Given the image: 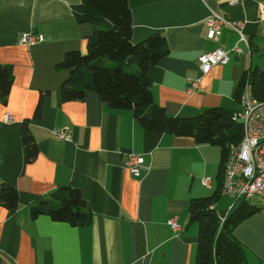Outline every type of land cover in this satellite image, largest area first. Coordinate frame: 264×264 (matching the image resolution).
I'll use <instances>...</instances> for the list:
<instances>
[{
  "label": "crops",
  "instance_id": "0c3cea01",
  "mask_svg": "<svg viewBox=\"0 0 264 264\" xmlns=\"http://www.w3.org/2000/svg\"><path fill=\"white\" fill-rule=\"evenodd\" d=\"M231 1H129L131 41L154 33L165 37L168 52L148 67L147 76L154 102L167 114L232 111L243 74L264 71V0ZM79 2L0 0V63L13 74L7 100L0 101V183L18 192L14 210L0 204V264H197L198 226L189 222L188 206L190 199L214 193L220 148L197 144L192 136L146 131L130 110L106 106L92 90L82 99H61L70 70L59 64L68 51L85 53L94 30L76 21L73 6ZM213 13L225 22L212 39L206 19ZM29 31L43 34V41L22 43L21 34ZM237 45L240 54L231 51ZM216 48L229 50L228 62L202 74L198 57ZM193 80L197 87L189 90ZM24 120L37 146L30 162L21 143ZM63 128L70 131L69 141L55 138L54 131ZM131 152L145 159L139 176L125 163ZM204 175L213 178L211 188L201 185ZM62 185L80 189L89 223L31 216L30 205ZM230 200H214L219 217ZM250 204L257 209L233 234L246 264H264L262 202ZM171 216L178 230L167 224Z\"/></svg>",
  "mask_w": 264,
  "mask_h": 264
},
{
  "label": "trees",
  "instance_id": "16d2710c",
  "mask_svg": "<svg viewBox=\"0 0 264 264\" xmlns=\"http://www.w3.org/2000/svg\"><path fill=\"white\" fill-rule=\"evenodd\" d=\"M129 1L80 0L73 6L76 21L89 22L94 25V30L87 37L85 53L68 51L59 64L70 70L69 77L60 87L61 99H82L86 90H92L106 106L130 110L146 131L192 136L197 144L218 146L221 160L216 189L210 196L190 199L188 206L189 222H196L198 226L196 262L246 264L242 245L234 237L233 230L257 208L247 201H238L220 229V217L216 209L209 208L221 195L220 184L227 146L239 141L241 123L232 119L233 110L210 107L196 116L184 118L167 114L163 107L154 102L147 69L167 54V44L160 33H154L138 43L131 41ZM245 80H248L251 94L264 100V71L255 69L245 72L239 80L235 91L237 103ZM12 81L10 66L0 63L1 102L7 100ZM21 143L25 160L30 162L37 154V146L28 120H24L21 125ZM17 201V189L0 183V204L12 211ZM30 214L32 217L46 214L53 220L66 221L73 226L87 224L91 220L87 201L80 189L71 185L58 186L47 197H41L31 204Z\"/></svg>",
  "mask_w": 264,
  "mask_h": 264
},
{
  "label": "built area",
  "instance_id": "2783aa9c",
  "mask_svg": "<svg viewBox=\"0 0 264 264\" xmlns=\"http://www.w3.org/2000/svg\"><path fill=\"white\" fill-rule=\"evenodd\" d=\"M233 0L231 3H236ZM225 19L216 13L211 14L206 19L208 27V37L215 38L219 34ZM235 29L238 28L234 25ZM239 31V30H237ZM20 41L25 44H34L43 41V34L33 31L21 34ZM231 51L236 54L243 52L240 46H235ZM229 60V50L216 48L202 53L198 57L199 70L202 74L217 64H225ZM249 73V72H247ZM197 87V80H193L189 90ZM12 118L10 113L5 114V120ZM232 119L241 123V136L238 142L230 143L227 146L225 160L223 162V174L220 184V194L232 199V203L220 217L221 228L229 211L238 201H249L253 196L262 200L259 210L264 216V100H259L253 96L249 90L248 80H245L238 98V105L232 112ZM56 139L69 141L71 134L69 129L63 128L54 131ZM126 165L133 176H139L141 170L147 168L143 155L128 153ZM213 178L204 175L200 178V183L206 188H211ZM210 209L215 208V203L209 205ZM176 216H171L167 224L173 229L178 230Z\"/></svg>",
  "mask_w": 264,
  "mask_h": 264
},
{
  "label": "rangeland",
  "instance_id": "374dc122",
  "mask_svg": "<svg viewBox=\"0 0 264 264\" xmlns=\"http://www.w3.org/2000/svg\"><path fill=\"white\" fill-rule=\"evenodd\" d=\"M105 61V60H104ZM109 64L111 63V62H108ZM112 64V63H111ZM110 66H112V65H110ZM231 199V198H230ZM230 201H232V199L230 200ZM228 202V200L226 201V203ZM249 203H261L262 202V200L261 199H259L257 196H253L249 201H248ZM231 203V202H230ZM221 207V204H219L218 205V207H217V210L219 209ZM248 264H250L249 262H248Z\"/></svg>",
  "mask_w": 264,
  "mask_h": 264
}]
</instances>
